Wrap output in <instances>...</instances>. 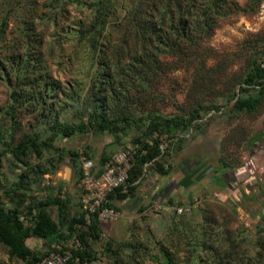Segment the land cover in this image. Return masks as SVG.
<instances>
[{
	"label": "rangeland",
	"instance_id": "obj_1",
	"mask_svg": "<svg viewBox=\"0 0 264 264\" xmlns=\"http://www.w3.org/2000/svg\"><path fill=\"white\" fill-rule=\"evenodd\" d=\"M258 65L264 0H0V211L28 231L41 211L65 253L82 159L143 147L122 217L77 225L89 264H264V79L240 91ZM24 243L0 242V264L54 244Z\"/></svg>",
	"mask_w": 264,
	"mask_h": 264
},
{
	"label": "trees",
	"instance_id": "obj_2",
	"mask_svg": "<svg viewBox=\"0 0 264 264\" xmlns=\"http://www.w3.org/2000/svg\"><path fill=\"white\" fill-rule=\"evenodd\" d=\"M263 79H264V67L262 65H258L254 68V70L251 73H249L246 76L244 80V84L246 87H242L240 91L242 93H247L250 87H252L253 85H258V86L262 85ZM255 104L256 102L253 99L237 98L234 103V108L237 111H242V110L254 111ZM197 118H198V114H192L189 117L188 124H190L192 121H194ZM177 121L178 119L176 117L173 119H165L164 125L167 127L177 126L178 125ZM115 126H116V121L114 120L108 121L103 116L95 117L91 123L92 128H95L96 130L101 132L114 130ZM32 143H33L32 139L30 137H26L22 143V149L26 151ZM139 148H140V152L135 157V160L129 171L127 191L125 193L116 191L114 194H112L109 197L111 200L113 201L121 200V199L126 200L128 198V195L132 193V189H133L132 185L136 180L135 179L136 176L140 175L139 169L140 167H142L141 164L149 160L146 150L143 147H139ZM146 157L148 159H145ZM149 157L152 158V155H149ZM106 160L107 158L104 159L102 162H100V164H102ZM97 223L99 224L100 222H98L96 218L91 219L90 223H87L85 220L84 212L81 208V215L69 225L70 233H69L68 241L71 242L72 247L66 249L71 253V257L66 264H89L84 242L81 238L80 233L77 232L78 230L77 225L80 224L84 226L87 231L95 232ZM30 235H34L35 237L40 239L49 238L53 240L54 244L52 247L49 248L47 254L58 251L56 247L61 246V242L64 240L62 239L61 235H59L55 224L41 211H38L36 215V219L34 220V226L31 231L23 229L21 223L18 222L15 215L13 214L7 215L0 211V242L8 246L12 254L18 256L19 258H24L27 254H30V250L26 247L24 243V240L28 238ZM43 256H41L40 258L39 257L36 258L35 264H37V262Z\"/></svg>",
	"mask_w": 264,
	"mask_h": 264
},
{
	"label": "built area",
	"instance_id": "obj_3",
	"mask_svg": "<svg viewBox=\"0 0 264 264\" xmlns=\"http://www.w3.org/2000/svg\"><path fill=\"white\" fill-rule=\"evenodd\" d=\"M139 152V147L123 149L99 165H95L91 160L82 159L80 205L87 223L93 218L100 223H112L122 217L121 212L114 207V201L109 197L116 191L121 193L127 191L129 171ZM188 210L187 206L175 207L178 214L186 213ZM70 257V251L65 250L64 253L58 250L42 257L37 264H66Z\"/></svg>",
	"mask_w": 264,
	"mask_h": 264
}]
</instances>
